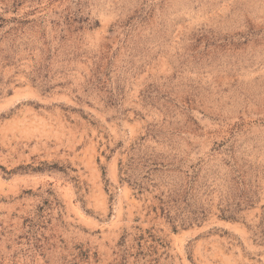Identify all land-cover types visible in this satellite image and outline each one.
Here are the masks:
<instances>
[{
	"label": "rangeland",
	"instance_id": "374dc122",
	"mask_svg": "<svg viewBox=\"0 0 264 264\" xmlns=\"http://www.w3.org/2000/svg\"><path fill=\"white\" fill-rule=\"evenodd\" d=\"M0 264H264V0H0Z\"/></svg>",
	"mask_w": 264,
	"mask_h": 264
}]
</instances>
